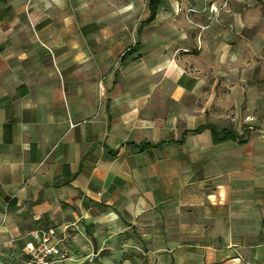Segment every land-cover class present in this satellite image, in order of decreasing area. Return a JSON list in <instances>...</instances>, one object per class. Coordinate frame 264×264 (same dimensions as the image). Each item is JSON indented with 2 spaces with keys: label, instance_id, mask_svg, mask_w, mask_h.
I'll return each mask as SVG.
<instances>
[{
  "label": "crops",
  "instance_id": "1",
  "mask_svg": "<svg viewBox=\"0 0 264 264\" xmlns=\"http://www.w3.org/2000/svg\"><path fill=\"white\" fill-rule=\"evenodd\" d=\"M223 2L0 0V264H264V43Z\"/></svg>",
  "mask_w": 264,
  "mask_h": 264
},
{
  "label": "built area",
  "instance_id": "2",
  "mask_svg": "<svg viewBox=\"0 0 264 264\" xmlns=\"http://www.w3.org/2000/svg\"><path fill=\"white\" fill-rule=\"evenodd\" d=\"M197 13L198 12L194 8H189L186 11L187 16ZM64 229L67 230L68 227ZM52 236L53 234L48 233L37 235L35 237L36 244L29 249L27 253L28 257L24 264H64L66 256L65 254H60L57 246L52 244ZM96 257L95 254H91L87 257V262L93 263Z\"/></svg>",
  "mask_w": 264,
  "mask_h": 264
},
{
  "label": "rangeland",
  "instance_id": "3",
  "mask_svg": "<svg viewBox=\"0 0 264 264\" xmlns=\"http://www.w3.org/2000/svg\"><path fill=\"white\" fill-rule=\"evenodd\" d=\"M224 2H227L229 0H223ZM235 3L232 6H236L239 2V7L235 8L238 10L246 9V12L244 14L250 15V25L251 28L248 30L251 40V50L256 51L257 45H262L264 43V0H230ZM223 2V3H224ZM225 4V3H224ZM188 10V9H187ZM218 12V10H217ZM257 36L260 37V39L255 40ZM250 122H252V119H250Z\"/></svg>",
  "mask_w": 264,
  "mask_h": 264
},
{
  "label": "trees",
  "instance_id": "4",
  "mask_svg": "<svg viewBox=\"0 0 264 264\" xmlns=\"http://www.w3.org/2000/svg\"><path fill=\"white\" fill-rule=\"evenodd\" d=\"M160 1L161 0H150V10H151L150 20H153L156 17L157 9L160 4ZM214 137H215V142H223L228 139L238 140L241 143L244 142L239 140L238 137H236L232 132L229 131H224L222 133L214 131Z\"/></svg>",
  "mask_w": 264,
  "mask_h": 264
}]
</instances>
